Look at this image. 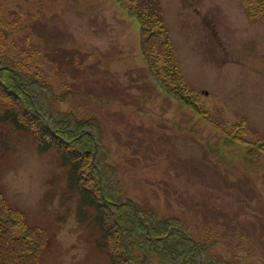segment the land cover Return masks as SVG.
I'll return each instance as SVG.
<instances>
[{"label": "rangeland", "instance_id": "rangeland-1", "mask_svg": "<svg viewBox=\"0 0 264 264\" xmlns=\"http://www.w3.org/2000/svg\"><path fill=\"white\" fill-rule=\"evenodd\" d=\"M0 1L27 16L43 76L64 99L53 108L100 120L127 197L178 217L196 239L204 228L217 231L215 250L225 257L264 264V153L246 161L157 87L135 18L113 0ZM160 2L181 72L209 117L224 129L244 120L246 142L263 137L264 14L251 21L240 0ZM0 150L5 198L49 235L42 264H110L94 212L70 188L57 154L39 153L9 123L0 125Z\"/></svg>", "mask_w": 264, "mask_h": 264}, {"label": "trees", "instance_id": "trees-1", "mask_svg": "<svg viewBox=\"0 0 264 264\" xmlns=\"http://www.w3.org/2000/svg\"><path fill=\"white\" fill-rule=\"evenodd\" d=\"M113 1L136 19L139 52L157 87L200 120L210 122L222 133L224 146L246 161L264 153V136L254 142L242 139L249 132L244 120L224 129L209 117L181 72L160 0ZM241 4L251 21L264 14V0H241ZM26 17L0 1V125L9 123L28 132L39 153L57 154L67 169L70 188L94 212L98 246L106 250L110 264H241L236 254L225 257L215 250L217 231L204 228L196 239L178 217H160L139 205L135 210L127 199L120 204L127 194L118 166L111 163L103 144L100 120L53 108L64 99L55 96L53 85L43 76L41 53L27 32ZM94 141L97 151L92 158ZM1 155L0 150V161ZM48 243L47 231L30 225L0 187V264H42Z\"/></svg>", "mask_w": 264, "mask_h": 264}, {"label": "water", "instance_id": "water-1", "mask_svg": "<svg viewBox=\"0 0 264 264\" xmlns=\"http://www.w3.org/2000/svg\"><path fill=\"white\" fill-rule=\"evenodd\" d=\"M90 134H91V132H90ZM94 145H95V151H94V153H93V158H94V156H95V153H96V151H97V143L96 142H94ZM100 178V177H99ZM129 199V198H128ZM123 201L124 200H122L121 201V203H123ZM129 201L133 204V207L137 210V206H136V204L133 202V200H131V199H129ZM141 218V217H140Z\"/></svg>", "mask_w": 264, "mask_h": 264}]
</instances>
